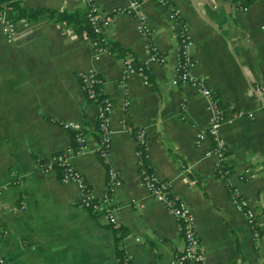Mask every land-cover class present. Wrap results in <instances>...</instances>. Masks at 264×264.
Returning a JSON list of instances; mask_svg holds the SVG:
<instances>
[{
    "label": "crops",
    "instance_id": "crops-1",
    "mask_svg": "<svg viewBox=\"0 0 264 264\" xmlns=\"http://www.w3.org/2000/svg\"><path fill=\"white\" fill-rule=\"evenodd\" d=\"M18 1L68 11L86 6L80 0ZM93 1L109 14L131 8L128 0ZM141 1L164 64L150 62L135 13L118 14L106 34L149 63L154 84L138 72L127 75V57L96 50L66 24L23 19L12 41L0 30V256L8 264H119V233L104 215L94 217L82 206L76 183L62 182L38 162L72 148V132L62 122H78L89 131L88 144L82 153H70V162L97 197L108 193V168L98 154V109L79 81L86 71L103 78V92L113 102L107 160L121 176L112 196L127 232V256L137 264H170L185 246L175 216L141 181L131 133L138 127L149 137L155 173L171 181L194 213L204 264H264V92L257 91L264 87V0L245 7L234 0ZM174 11L191 37L192 73L205 76L222 101L227 179L217 176L218 157L207 155L212 138L198 137L213 117L210 99L196 86L172 83L179 53ZM229 186L248 201L252 216L238 208Z\"/></svg>",
    "mask_w": 264,
    "mask_h": 264
},
{
    "label": "built area",
    "instance_id": "built-area-1",
    "mask_svg": "<svg viewBox=\"0 0 264 264\" xmlns=\"http://www.w3.org/2000/svg\"><path fill=\"white\" fill-rule=\"evenodd\" d=\"M81 2L90 5L91 10L88 14L90 22L95 27L96 31L103 30L104 33L109 32L115 18L118 14L122 13H135L139 18V34L143 36L148 41V50L151 56L150 62L164 64L167 61V57L160 55L155 51L153 47V29L147 19V16L140 11L141 0H128L130 2V9L119 8L113 13H106L101 10V8L95 4L93 0H80ZM161 4L168 3V0H156ZM247 9V8H246ZM170 18L173 19L177 24H179L178 38H179V53L178 61L175 69L174 77L172 78V83L174 85L179 84H189L196 86L198 91L207 96L210 99V107L213 110V117L206 129L199 132L198 137L204 138L209 135L212 138L213 145L208 149L207 155H215L218 157L219 165L225 162L227 144L226 141L220 136L219 126L225 119V113L221 108L218 107L217 102L212 98V90L208 86L207 78L205 76H196L192 73V68L194 67V60L190 53V45L192 43L191 37L188 32L187 25L181 22L178 12L174 11L171 13ZM0 30L12 41L18 34L17 22H12L6 13H0ZM96 50H104L98 47L97 41L91 42ZM106 51V50H105ZM125 65L126 74L136 71L131 63V59L127 57L123 61ZM145 83L147 80L143 76ZM79 81L86 97L92 100L96 104L98 109L97 122L100 124V140L98 154L106 159L110 154L111 149V115L113 102L110 98H105L104 103H100L97 100V95L100 94L97 91V84L102 82V79L95 71H86L79 74ZM258 92H264V87H258ZM127 105V102H125ZM63 126L67 129H80V123L75 121L62 122ZM77 142L80 146V150L76 154L83 152L88 144V139L84 135H78ZM137 145L139 143L146 144L148 148V142L144 138V134L139 135V139L136 141ZM70 153H73L72 148L62 151L59 154L52 155L49 160L60 162L67 166L64 174L61 176L60 180L62 182H74L78 185L81 191V203L85 208L92 207L95 211H102L108 223L114 227H120V221L117 215V206L115 199L112 196L113 188L121 183V176L117 170L114 168L108 169V193L104 196L97 197L93 190L90 189L83 173L70 162ZM138 164L139 168L142 165L141 162V152L137 148ZM41 166V165H40ZM42 168V166H41ZM45 171H54L52 169H45ZM141 181L153 195L165 204L169 211L175 216L179 228L182 232L185 246L178 254L174 256L170 264H204L206 260V248L201 242L196 226H195V216L193 211L190 210L188 204L184 202L177 194L175 197H171V192H174L173 186L170 180L162 179L157 176L155 172L151 174H145L144 171L140 172ZM2 188L0 187V192ZM233 200L240 210H244L249 216H252V211L248 206V201L241 197L239 192L234 189ZM0 264H8L5 257L0 256ZM124 264H137L129 256L126 257Z\"/></svg>",
    "mask_w": 264,
    "mask_h": 264
},
{
    "label": "trees",
    "instance_id": "trees-1",
    "mask_svg": "<svg viewBox=\"0 0 264 264\" xmlns=\"http://www.w3.org/2000/svg\"><path fill=\"white\" fill-rule=\"evenodd\" d=\"M235 2H238L241 7L248 6L252 0H234ZM91 10V6L87 5L83 7H79L73 11L68 10H58L53 8H29L24 6L20 1L18 0H0V13H6L9 17V19L12 22H18L23 19H27L31 22H35L41 19H50L56 23H62L66 24L68 26H71L72 29L76 34H84L87 39L90 42L97 41V45L99 48L104 49L108 52H111L115 54L119 58H126L129 57L131 59V63L136 71H139L142 73V75L147 80V83H156L155 78L151 74V70L149 67V63L141 61L134 51L130 48L122 46L118 41L109 39L108 35L104 33L103 30L96 31L93 24L90 22L88 14ZM99 75V74H98ZM100 76V75H99ZM102 79V82L97 84V91L100 93L97 95V101L100 103L105 102V98H109L104 92H103V83L104 80ZM212 98L217 102V105L219 108L223 109L222 101L220 100V97L217 93L212 94ZM92 101V100H91ZM97 129L100 130V124L97 122ZM73 135V145H72V151L73 153H77L80 150V146L77 142L78 135H85L88 139V133L89 131L87 128H85L83 125L80 124V129H70ZM131 133L133 138L137 141L139 139V135L141 133L144 134V138L148 141L149 137L145 131L138 127H132ZM165 144L167 145V149L169 153L173 156H178L176 150L174 147L167 141L164 140ZM137 148L141 152V162L142 165H140V172L144 171L145 174H151L154 171V168L152 167L151 160L149 158V149L147 148L146 144L139 143L137 145ZM61 152H57L56 154H59ZM103 163L106 165V167L109 169L110 164L109 161L100 156ZM39 164L42 166V168L45 169H52L54 170L58 177L61 178V176L64 174L67 166L64 164H61L60 162H53L48 159L38 160ZM182 168L186 169L185 164L182 162ZM187 173L191 178L196 179V175L193 171L187 170ZM231 171L229 170V167L222 163L220 165V168L217 172L218 177H223L224 179H227L228 176H230ZM198 178V182L200 183L202 180L200 177ZM229 190L231 195H233L234 188L229 186ZM171 197H175L176 193L171 192ZM90 212L93 214L94 217H97L99 215H102V211H95L92 207L88 208ZM115 230L119 233L117 237L118 242V258H119V264H124V261L126 260L127 254L125 252L124 247L122 246V240L127 234L126 230H124L123 227L115 228Z\"/></svg>",
    "mask_w": 264,
    "mask_h": 264
}]
</instances>
